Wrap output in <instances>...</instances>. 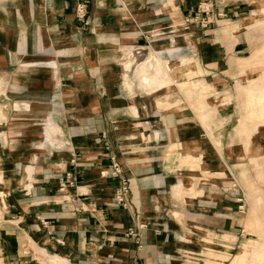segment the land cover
I'll return each instance as SVG.
<instances>
[{"label":"crops","instance_id":"0c3cea01","mask_svg":"<svg viewBox=\"0 0 264 264\" xmlns=\"http://www.w3.org/2000/svg\"><path fill=\"white\" fill-rule=\"evenodd\" d=\"M76 2L0 0V62L18 69L19 59L42 56L52 63L48 102L69 142L51 154L48 173L32 178L30 195L4 198L10 207L0 227V263L200 264L203 252L207 263L224 264L229 252L208 251L224 235L244 234V212L237 208L242 194L224 193L216 174L264 186L257 181L264 81L237 82L238 113L228 75L238 63L251 69L244 67L252 43L241 24L246 0H89L86 20L76 17ZM183 57L204 80L187 100L177 84L168 88L171 74L186 71L174 65L170 74L168 60ZM152 61L158 65L148 66ZM9 72L0 67V75ZM35 82L31 89L40 93ZM248 122L257 126L250 133ZM45 126L60 131L51 119ZM112 158L128 178V206L113 200L116 178L102 174ZM258 197L246 218L256 235L258 219L264 226ZM258 242L239 252L262 250Z\"/></svg>","mask_w":264,"mask_h":264},{"label":"rangeland","instance_id":"374dc122","mask_svg":"<svg viewBox=\"0 0 264 264\" xmlns=\"http://www.w3.org/2000/svg\"><path fill=\"white\" fill-rule=\"evenodd\" d=\"M244 5L247 8L245 9L246 13L242 14L241 24H245V26L248 27V31L252 37V43L249 50H247L248 52L244 55L248 56L247 59H245V61H248V66H244V62L243 66L250 67L251 69L244 68L241 71V67L238 63L237 68L233 72H228V75L232 78L237 88L235 97L238 105L237 109H239L238 113L242 111V106L240 104L242 99L239 95L237 82L239 81L245 84L247 77H249V83H261L264 81V0H246ZM235 17H239V15ZM168 61L172 63L169 69L170 74L174 65H178V67L182 66L186 69L184 75L171 74L173 80L168 82L169 90L173 87V84H177L182 88L181 97L186 100L191 99L194 92L190 90V88L194 87L198 82H204L201 78L198 79L191 70L193 67L192 59L183 57L181 61L176 64L172 60ZM8 62L9 65L0 62V67H3V70L7 72L10 71L8 75H0V227L2 226L3 216L6 215L4 212L10 207L7 205V202L4 201V198L9 202L13 200L12 203H14L18 194L30 195L33 184L32 178L35 177L36 174L44 175L48 173L51 154L65 144L69 145V142L63 143L64 140L60 137L62 131L54 116L56 107L54 105H49L50 103L48 102V99L50 97L52 98V92L47 90L51 84L49 77L53 76L47 73L49 72L47 67H52V63L46 58H42V56L40 58L24 57L18 60V69H15L16 62ZM34 66L40 70H45L44 73L32 75V71L38 70H32L31 68ZM251 71H254L253 76H251ZM36 80L39 82L40 86L44 87L41 88L40 93L31 89L32 84H36ZM206 91L205 93L208 94ZM252 93L253 91H249V94ZM169 97L170 93L167 98L169 99ZM199 97H204H202V91L199 92ZM224 100H226V97ZM199 103L200 102H197L196 106ZM202 108L203 106H200L199 109ZM49 119L59 126L60 131H46L45 124ZM248 126L251 128L248 133L257 127L253 126L250 122H248ZM260 128L264 130V125L262 124ZM21 154L22 157H20ZM23 154L28 157H24ZM26 158H29V160ZM34 164H36V166ZM38 164L39 170L36 171ZM125 178L128 180L126 176ZM215 181L225 187L224 190H222L226 194H229V190L230 192H235V190H237L242 194V196L238 197L241 203L237 204V208L241 212H244L242 214L244 234L238 237L234 232L224 235L222 238L225 240H217L214 249H210L208 254L212 250L217 253L229 252L230 257L227 258L226 256L224 258L226 259L224 264H228L232 258L233 261L235 260V255L239 249L244 247V243L260 239L263 240V242H258L257 245L261 244L263 249L255 250L250 245L248 247L246 246L243 252L248 255L244 256L241 262L239 261V264L246 261L247 264H264L263 222L260 219L257 220V224L261 226L258 230L259 235H256L253 229L251 230L250 228V220L246 221V218L253 213L251 203L255 196H259L257 199L261 202L264 201V186H259L252 179L244 180L242 183L240 179L236 178L233 174H231L229 178H225L224 172L217 173ZM257 181L264 185V171H258ZM223 182H225L224 185ZM230 184L231 186H229ZM228 186L231 187V189ZM240 205H243V208H240ZM204 256L202 252L199 257L200 264L207 263V258L205 261L203 260ZM247 256L249 258H247ZM261 256L262 262L259 261ZM217 258L220 259V255H218ZM0 259H2L1 255ZM1 262L3 263L2 260ZM207 264H212V261H209Z\"/></svg>","mask_w":264,"mask_h":264},{"label":"built area","instance_id":"2783aa9c","mask_svg":"<svg viewBox=\"0 0 264 264\" xmlns=\"http://www.w3.org/2000/svg\"><path fill=\"white\" fill-rule=\"evenodd\" d=\"M89 0H77L75 7V14L79 20H86L87 16V6ZM103 175L114 177L117 180V186L114 191L113 200L116 204L121 206L129 205V187L128 180L125 178L121 166L116 158H112L110 166L102 172ZM240 208H243V205H240ZM133 235H136V232L129 231ZM131 264H139V262L134 261Z\"/></svg>","mask_w":264,"mask_h":264},{"label":"bare ground","instance_id":"6f19581e","mask_svg":"<svg viewBox=\"0 0 264 264\" xmlns=\"http://www.w3.org/2000/svg\"><path fill=\"white\" fill-rule=\"evenodd\" d=\"M158 64H156L155 63V61H152V62H150V63H148V66H157ZM240 250V249H239ZM239 250H238V254H237V257H236V259H235V264H239V261L241 262V259L244 257V256H246V255H248V254H244V253H241V252H239ZM247 258H249L248 256H247Z\"/></svg>","mask_w":264,"mask_h":264}]
</instances>
